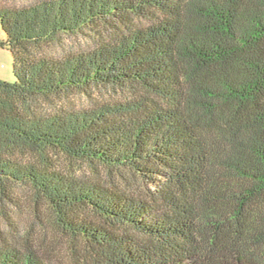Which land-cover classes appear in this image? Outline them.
Returning a JSON list of instances; mask_svg holds the SVG:
<instances>
[{
    "label": "trees",
    "instance_id": "obj_1",
    "mask_svg": "<svg viewBox=\"0 0 264 264\" xmlns=\"http://www.w3.org/2000/svg\"><path fill=\"white\" fill-rule=\"evenodd\" d=\"M0 27V264H264V0H38Z\"/></svg>",
    "mask_w": 264,
    "mask_h": 264
},
{
    "label": "rangeland",
    "instance_id": "obj_2",
    "mask_svg": "<svg viewBox=\"0 0 264 264\" xmlns=\"http://www.w3.org/2000/svg\"><path fill=\"white\" fill-rule=\"evenodd\" d=\"M38 0H0V4L8 5V6H22L32 2H36ZM5 36L0 27V79L13 82L15 77L13 75V59L10 50L6 45H2L1 43L4 41ZM62 44L66 46V48H72L73 50H84L90 47V37L88 35L78 34V35H70L65 36L63 38ZM98 93L97 95L108 96L106 91H98L94 92ZM94 93L90 92V95H86L84 92L75 90L67 94L64 99L65 102L71 107H85L90 101L91 97L96 96ZM91 96V97H90ZM64 169H68L71 172H74L77 175H86L92 177H101L99 179L110 182L113 178L115 179V172L109 173L108 170L104 169L99 165H90L87 163H71L68 160L63 161L61 163ZM23 200V198H21ZM22 212H26L29 206H26L25 202L22 201Z\"/></svg>",
    "mask_w": 264,
    "mask_h": 264
}]
</instances>
